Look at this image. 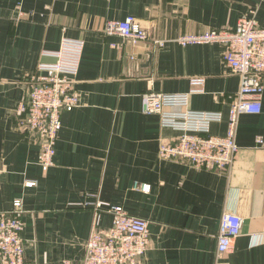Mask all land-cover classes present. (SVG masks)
Listing matches in <instances>:
<instances>
[{"label":"crops","instance_id":"1","mask_svg":"<svg viewBox=\"0 0 264 264\" xmlns=\"http://www.w3.org/2000/svg\"><path fill=\"white\" fill-rule=\"evenodd\" d=\"M250 11L264 28V0H0V211L21 200L27 262L80 264L95 216L101 227L111 224L109 205L148 221L138 264H264V89L261 112L238 118V150L226 172L160 158V145L181 132L142 111L147 94L184 93L186 107L166 110L221 112L210 132L224 135L239 77L219 43L176 39L233 29ZM129 15L164 44L132 45L107 30ZM65 38L84 42L72 84L79 102L62 112L53 165L43 171L40 141L17 125L16 106ZM193 78H203L201 88ZM224 212L242 227L233 249L217 254Z\"/></svg>","mask_w":264,"mask_h":264},{"label":"built area","instance_id":"2","mask_svg":"<svg viewBox=\"0 0 264 264\" xmlns=\"http://www.w3.org/2000/svg\"><path fill=\"white\" fill-rule=\"evenodd\" d=\"M132 45L150 41L160 47L164 40L150 38L146 28L132 15L108 25ZM180 45L214 42L222 46V60L239 77V88L230 104L227 130L222 136L213 135L210 127L223 116L218 111H167L169 107H186L187 94H147L142 100V111L157 113L162 126L180 133L174 142L162 143L159 157L184 160L189 165L212 171L229 170L238 144L236 130L243 113L261 112L264 89V28L254 18V12L242 16L233 29L208 30L176 39ZM84 42L63 39L55 51L54 63H41L29 83L25 97L17 103V125L33 133L40 141L38 164L43 171L53 165L55 144L61 129V114L77 106L79 99L72 84L77 75ZM193 86H202L203 78H193ZM256 143L262 145L261 136ZM2 166L0 164V176ZM35 181H26L32 187ZM146 190L147 186H141ZM100 202L96 208H102ZM104 207V206H103ZM111 216L107 228L100 226L95 216L90 234L85 241L80 264H138L149 246L148 221L127 214L121 206H105ZM23 208L21 200L12 202L9 210L0 211V264H30L25 258L22 239ZM242 219L232 212H224L217 233V254L229 253L240 235ZM64 264H68L65 262Z\"/></svg>","mask_w":264,"mask_h":264},{"label":"water","instance_id":"3","mask_svg":"<svg viewBox=\"0 0 264 264\" xmlns=\"http://www.w3.org/2000/svg\"><path fill=\"white\" fill-rule=\"evenodd\" d=\"M150 56H151V55H149V60H150ZM149 60H148V62H147V64H146V65H148V63H149Z\"/></svg>","mask_w":264,"mask_h":264}]
</instances>
